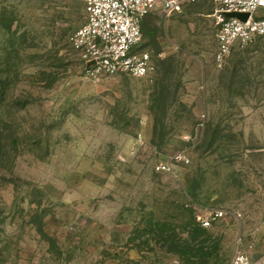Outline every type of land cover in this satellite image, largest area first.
<instances>
[{"label": "rangeland", "instance_id": "374dc122", "mask_svg": "<svg viewBox=\"0 0 264 264\" xmlns=\"http://www.w3.org/2000/svg\"><path fill=\"white\" fill-rule=\"evenodd\" d=\"M214 9L158 0L155 71L91 80L82 0H0V264H264V37L217 64Z\"/></svg>", "mask_w": 264, "mask_h": 264}, {"label": "built area", "instance_id": "2783aa9c", "mask_svg": "<svg viewBox=\"0 0 264 264\" xmlns=\"http://www.w3.org/2000/svg\"><path fill=\"white\" fill-rule=\"evenodd\" d=\"M194 0H161L169 14H181ZM215 7L217 27L215 61L221 65L236 47L264 37V0H207ZM85 22L68 37L80 57L86 79L100 80L120 74L144 78L155 71L148 51L138 50L143 20L154 11L158 0H82ZM228 13L248 14L247 21L228 18ZM160 169L165 170V166ZM222 213L216 212L214 217ZM202 220L203 226H209ZM229 264H253L244 251H237Z\"/></svg>", "mask_w": 264, "mask_h": 264}, {"label": "trees", "instance_id": "16d2710c", "mask_svg": "<svg viewBox=\"0 0 264 264\" xmlns=\"http://www.w3.org/2000/svg\"><path fill=\"white\" fill-rule=\"evenodd\" d=\"M156 134V127L154 129V137ZM208 136V139H210V142H214L215 138L217 137V132L214 130H209L206 134ZM192 234V233H191ZM202 238V235L200 234H196V235H192L188 241L185 242V245L187 247V249L193 254L192 257L193 258H197L199 261V264H208V256L207 254L204 252V240H200Z\"/></svg>", "mask_w": 264, "mask_h": 264}, {"label": "water", "instance_id": "95a60500", "mask_svg": "<svg viewBox=\"0 0 264 264\" xmlns=\"http://www.w3.org/2000/svg\"><path fill=\"white\" fill-rule=\"evenodd\" d=\"M226 16L228 18H236V19L243 21V22L247 21V19L249 17L248 14H244V13H228V14H226Z\"/></svg>", "mask_w": 264, "mask_h": 264}]
</instances>
